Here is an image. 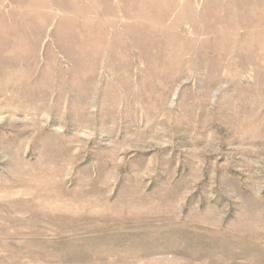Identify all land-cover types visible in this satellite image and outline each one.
I'll list each match as a JSON object with an SVG mask.
<instances>
[{"label":"rangeland","instance_id":"1","mask_svg":"<svg viewBox=\"0 0 264 264\" xmlns=\"http://www.w3.org/2000/svg\"><path fill=\"white\" fill-rule=\"evenodd\" d=\"M0 264H264V0H0Z\"/></svg>","mask_w":264,"mask_h":264}]
</instances>
